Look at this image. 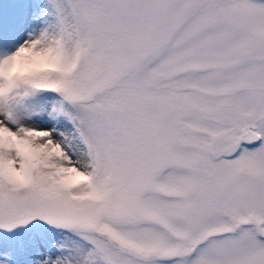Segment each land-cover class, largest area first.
Here are the masks:
<instances>
[{
	"label": "snow or ice",
	"instance_id": "6c2138e0",
	"mask_svg": "<svg viewBox=\"0 0 264 264\" xmlns=\"http://www.w3.org/2000/svg\"><path fill=\"white\" fill-rule=\"evenodd\" d=\"M0 264H264V0H0Z\"/></svg>",
	"mask_w": 264,
	"mask_h": 264
}]
</instances>
